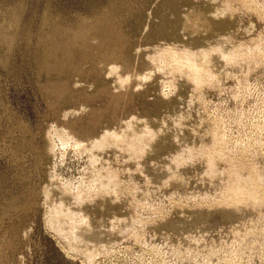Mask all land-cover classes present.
Here are the masks:
<instances>
[{
	"label": "rangeland",
	"instance_id": "obj_1",
	"mask_svg": "<svg viewBox=\"0 0 264 264\" xmlns=\"http://www.w3.org/2000/svg\"><path fill=\"white\" fill-rule=\"evenodd\" d=\"M0 264H264V0H0Z\"/></svg>",
	"mask_w": 264,
	"mask_h": 264
},
{
	"label": "bare ground",
	"instance_id": "obj_2",
	"mask_svg": "<svg viewBox=\"0 0 264 264\" xmlns=\"http://www.w3.org/2000/svg\"><path fill=\"white\" fill-rule=\"evenodd\" d=\"M220 55H222L221 57H224V58H226L227 60H229V61H231V60H233L234 59V55L233 54H229V53H223V52H220L219 53ZM203 78L201 77V76H197V77H195V81H196V83H202L203 82ZM101 144V143H100ZM242 194H247L248 192H246L244 189H242L241 191H240ZM63 196V195H62ZM82 196H79V195H77V199L76 200H80V199H82L81 198ZM54 209V208H53ZM61 209V208H60ZM58 212V211H57ZM61 213V212H60ZM59 213V214H60ZM62 214V213H61ZM65 214V213H64ZM71 215V214H70ZM59 218V217H58ZM57 217L56 218H54V219H52L50 222H51V224L52 225H54V226H56V228L58 227L60 230H64V228H62V226H61V223H60V220L58 219ZM73 218V217H72ZM80 219V218H79ZM81 221H82V224H83V222L85 221L84 219H81ZM87 222L85 221V224H86ZM76 224V223H75ZM57 228V229H58ZM78 228H80V230H79V232H75V230L77 229L78 230ZM64 232V231H63ZM60 234V233H59ZM61 235V234H60ZM65 235H71V237L72 238H74L75 240H77L78 241V243H80V242H82V241H84L83 243H85L86 241V239H92V237H95L94 236V234L91 232V228L89 227V225H85V226H83L82 228L80 227V226H68V228H67V232H65ZM76 241V242H77ZM88 241V240H87ZM89 258H90V256H89Z\"/></svg>",
	"mask_w": 264,
	"mask_h": 264
}]
</instances>
